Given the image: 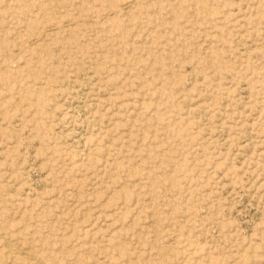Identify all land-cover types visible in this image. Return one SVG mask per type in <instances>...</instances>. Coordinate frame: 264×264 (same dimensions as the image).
Instances as JSON below:
<instances>
[{
  "label": "rangeland",
  "instance_id": "1",
  "mask_svg": "<svg viewBox=\"0 0 264 264\" xmlns=\"http://www.w3.org/2000/svg\"><path fill=\"white\" fill-rule=\"evenodd\" d=\"M0 264H264V0H0Z\"/></svg>",
  "mask_w": 264,
  "mask_h": 264
},
{
  "label": "bare ground",
  "instance_id": "2",
  "mask_svg": "<svg viewBox=\"0 0 264 264\" xmlns=\"http://www.w3.org/2000/svg\"><path fill=\"white\" fill-rule=\"evenodd\" d=\"M7 248V247H6ZM21 252V251H20ZM24 254V253H23ZM39 261V260H38Z\"/></svg>",
  "mask_w": 264,
  "mask_h": 264
}]
</instances>
